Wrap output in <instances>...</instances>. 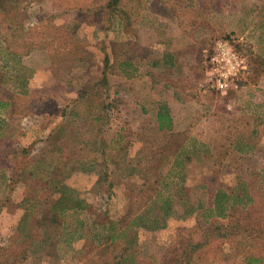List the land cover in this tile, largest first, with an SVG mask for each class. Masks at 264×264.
Returning a JSON list of instances; mask_svg holds the SVG:
<instances>
[{
	"label": "rangeland",
	"instance_id": "obj_1",
	"mask_svg": "<svg viewBox=\"0 0 264 264\" xmlns=\"http://www.w3.org/2000/svg\"><path fill=\"white\" fill-rule=\"evenodd\" d=\"M218 37L250 66L226 93L204 66ZM169 79L177 94L198 81L197 99L172 106ZM0 98V264H121L123 241L98 236L108 220L129 228L138 264H175L218 188L251 197L235 215L246 230L191 264H264V0L22 2L0 11ZM62 193L85 210L43 224ZM169 197L163 226L127 225Z\"/></svg>",
	"mask_w": 264,
	"mask_h": 264
},
{
	"label": "trees",
	"instance_id": "obj_2",
	"mask_svg": "<svg viewBox=\"0 0 264 264\" xmlns=\"http://www.w3.org/2000/svg\"><path fill=\"white\" fill-rule=\"evenodd\" d=\"M28 2L29 0H0V11L2 12H12L18 9L22 2ZM3 100L0 98V108L4 106ZM157 120L159 122L160 128L171 130L172 127V116L170 113V108L167 105L159 104L158 111H157ZM247 195H240L234 194L233 189H223L218 188L216 192L213 194L212 198V206L209 207L207 211L208 217L206 218V226L203 229V234L201 239L198 241L191 240L187 243V246L181 254L179 255L178 259L175 261V264H191L196 255L199 253V249L207 244L208 241H211L213 238L219 237H226L229 235H234L237 233H241L246 230L245 226L240 223L235 215L237 211H239L240 207L243 208L244 205L247 204V201L251 197H246ZM187 201H184V203ZM164 209L162 211L161 217L159 214L153 215L145 214V213H138L130 218V222L128 221L127 225L131 226L130 224H136L143 226L148 229H157L159 226H163V217L169 212L172 208L171 200L166 199L164 203ZM85 204L81 201V199L72 198L64 193L59 195L57 200L50 205V213L48 217H45V222L49 220L52 225H57L62 229L63 225V218L65 217L64 213L68 209L74 210H81L82 212L85 210ZM169 208V211L167 210ZM217 218H226L227 221L225 223L221 222L220 220H215ZM213 219V220H212ZM211 220V221H210ZM209 221V222H208ZM104 227V231L99 233L100 241H105L106 243L112 244L123 241L125 244L124 255L121 258V264L125 262L128 264H138L139 260L135 259L133 251L130 253H126L128 251L127 248L133 247L134 240L130 236L127 235L128 229L127 226L119 227L118 222H113L112 220H108L106 223H102ZM50 228V225H47L44 229ZM44 235V234H43ZM252 260H258L255 257H250L247 259L245 264H252Z\"/></svg>",
	"mask_w": 264,
	"mask_h": 264
},
{
	"label": "built area",
	"instance_id": "obj_3",
	"mask_svg": "<svg viewBox=\"0 0 264 264\" xmlns=\"http://www.w3.org/2000/svg\"><path fill=\"white\" fill-rule=\"evenodd\" d=\"M204 64L209 86L220 93L233 89L250 73L248 57L226 37L214 39L204 49Z\"/></svg>",
	"mask_w": 264,
	"mask_h": 264
},
{
	"label": "crops",
	"instance_id": "obj_4",
	"mask_svg": "<svg viewBox=\"0 0 264 264\" xmlns=\"http://www.w3.org/2000/svg\"><path fill=\"white\" fill-rule=\"evenodd\" d=\"M179 62H180V57L176 53V54H174V58H173L172 63L175 64V66H177ZM173 79H175V78L173 77ZM173 79H169V89L171 88L170 90H173V91H171V99L174 101L173 103H171L172 106L175 107L177 105L176 103H178L175 99H183V98L184 99H186V98L197 99V93H199L201 90L200 87L198 86L199 85L198 81H196V83L193 85V87H191V88L185 87L183 90H181V92L179 94H177L179 89L176 88L177 86L174 83ZM204 81H205V79H204ZM205 84H206V81H205ZM201 87L203 88L204 86L202 85ZM190 90H193V91H190ZM203 91H206V90L203 89ZM195 92H196V94H195ZM170 113H171V116H173L174 112L172 113V111H171Z\"/></svg>",
	"mask_w": 264,
	"mask_h": 264
}]
</instances>
